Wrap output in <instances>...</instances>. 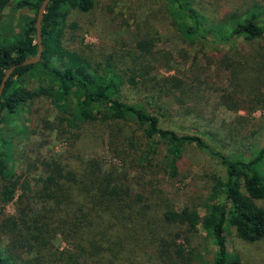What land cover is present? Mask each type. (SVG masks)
I'll return each mask as SVG.
<instances>
[{"label":"trees","instance_id":"1","mask_svg":"<svg viewBox=\"0 0 264 264\" xmlns=\"http://www.w3.org/2000/svg\"><path fill=\"white\" fill-rule=\"evenodd\" d=\"M11 1L0 0V21ZM43 1L15 0L16 8L28 9L34 17H28L19 32L0 33V87L10 68L17 66L0 103V264H151L155 259L161 264H196V247L178 241L185 229L190 234L201 230L213 240L217 252L212 264H243L227 246L226 228L235 227L249 243L264 238V209L258 204L264 200V141L257 142L264 140V124L242 138L240 146L252 148L248 153L252 156L239 151L245 158L237 159L217 151L203 136L163 127L160 116L165 113L131 103L125 94L126 87L147 86L159 110L169 113L179 96L176 92L186 86L177 76L158 74L157 63L162 60L156 58L157 33H147L137 42L128 55L132 64L126 68L114 54L98 60L64 45L70 11L87 14L94 0H52L42 22L41 61L18 66L39 54L36 20ZM161 1L176 33L190 45L206 43L221 53L220 62L232 82L250 91L235 111L264 109V48L251 54L239 50L242 44L264 46V1L224 15L208 14L198 0ZM249 55L250 65L245 63ZM34 79L37 84L31 87ZM41 98L50 101L70 144L76 131L91 123L128 125L146 147L145 156L137 159L139 165L150 163L163 147L167 172L175 179L186 148L195 146L218 159L227 175L216 181L201 208L181 210L161 198L156 187L147 193L129 187L130 174L108 171L99 159L83 154L73 160L68 156L39 161L42 175L32 179L15 166V137L28 131L16 121ZM201 133L226 148L222 134ZM114 155L122 157V152L116 150ZM11 203L16 207L9 215L6 209ZM58 239L68 248L59 247Z\"/></svg>","mask_w":264,"mask_h":264},{"label":"rangeland","instance_id":"2","mask_svg":"<svg viewBox=\"0 0 264 264\" xmlns=\"http://www.w3.org/2000/svg\"><path fill=\"white\" fill-rule=\"evenodd\" d=\"M255 0H198L199 5L211 15H224L240 10ZM264 1V0H259ZM15 0L2 13L0 33L2 30L21 31L25 20L34 17L28 9L16 8ZM66 6L64 9L66 10ZM147 33L154 34L158 53V74L174 75L182 79L186 86L179 89V95L169 113L159 110L160 104L152 98V91L147 86L137 89L125 88V94L131 103H141L160 116L161 125L179 134L203 136L217 151L231 159H237L245 153L251 157V151L240 146L243 137H247L258 126L264 124V109L247 107L236 110L239 100L248 95L249 90L239 88L240 82H232V75L220 62L223 55L215 52L206 43L190 45L178 35L168 15L166 5L161 0H94V8L85 14L77 10L70 11L65 29L64 45L102 60L114 54L117 63L125 68L131 65L129 52L135 48ZM264 48L242 44L240 52L254 53L253 49ZM244 54V55H245ZM235 60L239 55L234 54ZM246 64L252 62L251 55ZM236 62V61H235ZM221 64V65H220ZM171 72H169V68ZM252 72H256L250 68ZM252 73V76L255 75ZM36 79L30 84L34 87ZM264 91V83L261 86ZM260 89V91H261ZM254 91H259L255 89ZM158 94V93H157ZM227 103L231 106H227ZM151 104V105H149ZM192 111V112H191ZM57 115L47 98L37 99L30 104L21 118L16 121L28 128L15 137L13 150L17 171L29 174L32 179L42 175L39 161L53 157L73 160L78 154L87 159L97 158L108 169H117L118 173L130 174L129 187L143 193L156 187L161 198L168 200L174 208H201L207 201L211 190L220 179L227 175L226 167L216 158L199 150L195 146L187 147L179 162V176L171 178L165 165V149L143 166L137 159L145 156L146 147L142 140L135 137V129L128 125H108L95 122L76 131L67 140L69 134L63 126H58ZM213 131L223 135L226 148L201 132ZM137 135H140L138 133ZM263 138L257 142L262 143ZM122 152V157L114 155V151ZM244 151V153L239 152ZM152 155H150L151 157ZM244 157V158H245ZM140 180V181H139ZM143 189V190H142ZM157 194V195H158ZM264 209V200L258 201ZM15 204L7 206V214L15 213ZM202 215L204 211L200 209ZM188 240V241H187ZM227 246L230 252L238 255L243 264H264V238L255 243L241 239L233 226L226 228ZM178 241L196 247L198 254L196 264H212L217 248L213 240L200 230L188 233L184 230L179 234ZM57 244L62 249L68 248L63 240ZM151 264H161L156 259Z\"/></svg>","mask_w":264,"mask_h":264},{"label":"water","instance_id":"3","mask_svg":"<svg viewBox=\"0 0 264 264\" xmlns=\"http://www.w3.org/2000/svg\"><path fill=\"white\" fill-rule=\"evenodd\" d=\"M52 0H44L38 15H37V20H36V28H37V42H38V46H39V54L37 55V57L34 58H30L28 60H26L25 62L19 64L18 66H28V65H32V64H36L38 62L41 61L42 59V52H43V46H42V22L44 19V16L47 12L48 6L51 4ZM17 66H13L12 68H10V70L6 73L2 85L0 87V103H1V96L3 94L4 88L6 86V83L9 79V77L11 76V74L14 72V70L16 69Z\"/></svg>","mask_w":264,"mask_h":264}]
</instances>
